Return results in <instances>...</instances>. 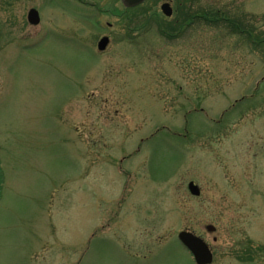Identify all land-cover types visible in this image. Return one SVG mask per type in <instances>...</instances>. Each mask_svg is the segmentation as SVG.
Listing matches in <instances>:
<instances>
[{"label": "rangeland", "instance_id": "1", "mask_svg": "<svg viewBox=\"0 0 264 264\" xmlns=\"http://www.w3.org/2000/svg\"><path fill=\"white\" fill-rule=\"evenodd\" d=\"M92 1L0 0V264H264V0Z\"/></svg>", "mask_w": 264, "mask_h": 264}, {"label": "flooded vegetation", "instance_id": "2", "mask_svg": "<svg viewBox=\"0 0 264 264\" xmlns=\"http://www.w3.org/2000/svg\"><path fill=\"white\" fill-rule=\"evenodd\" d=\"M71 1H74L76 2L77 4H80L82 6H85V7H89V8H93L95 10H99L100 8H98L99 6L92 0H71ZM121 2V0H119ZM148 1L150 0H146L143 4H141L140 6L136 7V8H133V9H127V8H124L125 11H131V10H135V9H140L141 12H140V18L142 16H144V13H145V16H148L146 21L145 22H140L138 21V28L135 29V30H132L129 28V26L133 25V21L132 20H127V23H128V28L129 30H127V33L131 32L132 35H120L119 37H116V39L119 40L120 43H128V44H131L134 48H138V51L140 52L139 55H142V52H141V48L143 46V42L144 40L147 38V35H152L153 37L154 36H157V35H163L164 37L166 36L167 38H171L170 40H173L176 36H175V33H176V30H175V33L174 35L171 33H168L165 29H166V25L167 22L170 20V18L172 17V15L174 14V10L172 8V5H171V1L170 0H165L163 1L160 6H159V10L158 11H154L152 10L151 6L149 7H145V5L148 3ZM166 4L169 6V8L167 9V11L170 12V16H166L165 13L163 12L162 10V6ZM156 7V6H155ZM176 10V9H175ZM154 12H160V14L163 16L164 18V21L161 22L159 20H153L154 17H156V14ZM183 18V16H181ZM184 17L185 18H188L189 17V14L188 13H185L184 14ZM184 18V19H185ZM191 17H189V20H190ZM185 21V20H184ZM140 22V23H139ZM96 25L99 29V32H102L101 35L98 37L97 39V42L94 43L95 47L92 48V50L95 48L97 50V47H98V44L99 42L102 40V38H107V44H106V47L104 49V51H101L99 52L98 50L94 53L96 55H101L103 53H105L112 45H114V35L112 34L113 32V26L112 24L110 23H107L106 24V29L107 31H105L104 29H102L103 27L100 26L99 24V21H96ZM135 33V35H133ZM4 167L1 163V158H0V208H1V202H2V193L6 187V183H5V173H4Z\"/></svg>", "mask_w": 264, "mask_h": 264}, {"label": "water", "instance_id": "3", "mask_svg": "<svg viewBox=\"0 0 264 264\" xmlns=\"http://www.w3.org/2000/svg\"><path fill=\"white\" fill-rule=\"evenodd\" d=\"M145 0H122V4L126 8H134L140 4H142ZM168 5H163L162 10L166 16H170V12L167 11ZM28 23L32 26H37L39 24L38 13L35 10H31L27 16ZM107 44V39H102L98 45L99 51H103ZM188 190L192 196L198 197L199 190L193 185V183H189ZM206 231L208 233H213L215 231L214 227L208 226L206 227ZM178 239L180 243L188 250V252L193 256V260L195 264H211L213 261L212 253L208 247V245L199 237H196L192 233L181 232L178 235Z\"/></svg>", "mask_w": 264, "mask_h": 264}, {"label": "trees", "instance_id": "4", "mask_svg": "<svg viewBox=\"0 0 264 264\" xmlns=\"http://www.w3.org/2000/svg\"><path fill=\"white\" fill-rule=\"evenodd\" d=\"M229 25H230V24H229ZM230 26H231V25H230ZM231 27H232V26H231ZM231 27H230V28H231ZM232 28H233V27H232ZM248 36H249V34H248Z\"/></svg>", "mask_w": 264, "mask_h": 264}]
</instances>
